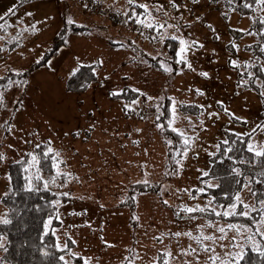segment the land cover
I'll use <instances>...</instances> for the list:
<instances>
[{"label": "rangeland", "instance_id": "rangeland-1", "mask_svg": "<svg viewBox=\"0 0 264 264\" xmlns=\"http://www.w3.org/2000/svg\"><path fill=\"white\" fill-rule=\"evenodd\" d=\"M174 3L178 8L172 6V0H135L134 4L118 0L112 9L126 10L133 26L114 23L103 15L109 26L96 22L94 32L83 31L78 36L72 34L69 24H87L84 19L95 15L85 11L80 0L33 3L37 12L27 19L28 24L24 21L25 26H35L34 35L28 27L25 36L32 35L35 40L34 47L28 45L30 38L24 44L29 47L21 60L26 66L54 48L55 35L64 26L58 35L64 30L62 37L67 44L48 56V67L36 68L28 79L15 77L11 84L0 87L5 105L0 108V125L11 127V131L0 127V220L10 218L3 201L10 186L9 165L33 153L37 144L51 141L54 153H59L57 161L63 162L60 170L72 175L65 182L58 178L53 185L55 175L49 176L40 168L37 172L38 167L32 165L30 169L32 175L49 179L57 193L55 219L59 222L51 217L48 229L55 233L69 262L80 256V264L85 260L88 264H196L198 255L199 264H206L211 253L202 251L189 237L174 234L199 235V223L214 225L203 231L217 236L221 234L216 226H252V221L243 217L232 220L213 214V208L223 211L227 205L202 195L199 189L209 190L213 187L207 184H218L203 173H210L211 157L228 133L246 136L257 148L264 145V129L258 127L264 126V57L251 47L260 42L252 29L255 16L240 12L227 0ZM137 4H146L148 11L128 12ZM41 13L44 17L38 19ZM164 21V29L145 26ZM172 36L192 45L184 54L187 63H178L180 57L173 58L168 52L167 40ZM19 60L14 58L15 65ZM93 63L97 64L96 79L86 90L70 89L69 76L82 65ZM166 97L170 100L171 125L189 138L186 155L175 158L173 164L167 158L165 138L156 121ZM144 181L159 183V189L134 192V197H129L131 185ZM250 188L255 191L251 184ZM234 194L250 205H258L260 199L248 188L240 187ZM196 205L206 211H183ZM252 215L259 219L257 213ZM235 235L228 231L229 239L214 245L216 253L224 257L228 251H240L231 247ZM235 243L244 251L252 248L244 236H236ZM190 246L198 249L197 254H180ZM6 249L7 236L0 229V264H8Z\"/></svg>", "mask_w": 264, "mask_h": 264}, {"label": "trees", "instance_id": "trees-1", "mask_svg": "<svg viewBox=\"0 0 264 264\" xmlns=\"http://www.w3.org/2000/svg\"><path fill=\"white\" fill-rule=\"evenodd\" d=\"M251 2L252 0H227L229 5L240 12L254 14L252 29L259 34L260 42L251 47L262 58L264 57V50H262L264 35H261V33H264V23L260 21H264V10H261L255 4H253L252 8L245 7L246 3ZM138 5H131L128 12L137 14V11H142L143 8ZM77 28L85 29L86 26L81 25ZM63 33H65L64 30L61 35L56 37L53 45L54 51L64 43ZM167 44L170 48L168 52L173 58H176L180 47L179 39L170 38L167 40ZM52 49L38 63L42 64L46 61L48 56L53 54ZM94 67V64H85L78 71H74L75 74L72 73L69 76L68 87L77 90L86 89L89 83L96 79ZM17 76L21 75H16L15 72H12L2 76L4 79H0L2 81L0 87H5L9 84V80L12 81V78ZM131 91L134 92L133 89ZM116 96L125 97L123 93H118ZM161 108L162 110L156 117V121L165 138L167 158L171 159L169 162L173 164V162L175 163V158H180L183 155L185 146L183 145V137L180 135L181 132L173 131L175 128L171 125L170 100L168 97L164 99ZM141 116L144 117V115ZM248 144V138L244 135L238 133L227 134L226 140L221 142L219 149L211 157L212 169L207 175L216 179L218 184L209 190H205L202 195L213 196L217 202L224 205L231 204L234 202V193L240 189L243 180L245 181L244 184L252 181L251 186L258 193L257 199L264 195V183L256 182L264 179L260 175V173L264 172V156H254L252 152L247 150ZM40 145L41 148L35 147L32 153L41 157L40 163L36 167L45 171L49 176L55 175L56 169L52 166L53 161L42 158V152L46 150L48 144L43 142ZM228 149H231V151ZM30 159L31 156L27 153L23 158L9 165L8 179L10 186L3 196V201L9 207L10 218L8 220H10V223H1L0 225V229L7 236L5 259L8 264H65V261H67V264H80L83 261L80 256H76L74 262H69L65 258L64 260L60 259L63 256V252L57 243V237L52 230L45 227L51 217H53V222H59L58 219H55L57 193H55L51 185L48 186L47 190L45 189L44 183L47 180L49 181V179L37 180L36 176L31 174ZM25 169H28V171H25ZM62 172L67 173L65 171ZM237 172L240 174L237 175ZM27 178H31L30 183ZM59 178V181L65 182L67 176ZM159 186V183L136 182L131 185L128 196L133 198L134 192L157 191ZM229 219L240 220L241 218L237 216ZM244 253V258L240 261V264H264V256L253 251L252 248L245 250Z\"/></svg>", "mask_w": 264, "mask_h": 264}, {"label": "snow or ice", "instance_id": "snow-or-ice-1", "mask_svg": "<svg viewBox=\"0 0 264 264\" xmlns=\"http://www.w3.org/2000/svg\"><path fill=\"white\" fill-rule=\"evenodd\" d=\"M128 2L130 4H134L135 0H128ZM253 4L258 5L260 7L261 10H264V0H252L251 3H246L245 7L248 8H252ZM139 7L144 8L145 12L148 11V6L146 4L144 5H138ZM172 6L175 8H178V5H176L174 3V0H172ZM159 11V9H158ZM15 9H9V14H14ZM30 15V14H29ZM4 19V17H0V20ZM138 23H143V21H137ZM261 23H264V21H260ZM68 23H72L71 20L68 21ZM167 24V21H164L163 23H158L157 25H154L153 23L149 22L148 24H146V27L149 28H156V30H160V29H164L165 25ZM7 27V23L5 22L4 24H0V29H5ZM35 26H33L34 28ZM168 27H173L172 25H168ZM211 27V26H209ZM251 34V33H249ZM261 35H264V33H261ZM2 38V37H0ZM171 39H177V37L172 36ZM195 42H193L194 44ZM180 44L182 45V47L180 48L179 52L177 53V55L180 57V60L177 61L178 63L183 62V63H187V60L185 58V53L186 51L190 50V48L192 47L191 44H188L187 41L185 40H180ZM202 47V45H201ZM264 50V49H262ZM234 66H238L235 65V62H233ZM188 67H191V65L189 64ZM166 71L171 72V68H166ZM78 71V69L76 70ZM16 75H20V73H15ZM73 74H75V72H73ZM201 75L203 76H207V73H201ZM252 74L249 73V76H251ZM0 79H4L3 77H0ZM12 81L9 80V84H11ZM113 95H117V93H113ZM261 95H264V92L261 93ZM149 99H151V97H149ZM136 101H133V103H135ZM5 107L4 105V96H3V91H0V108ZM173 111L175 112V107L173 108ZM225 111H227V109H225ZM0 127H7L8 131H11V127L5 125H0ZM261 127L262 129H264V126H258ZM173 131H178L177 129H173ZM253 131H255V129H253ZM180 135L183 137V145L185 146V151L184 154L186 155L187 153V147L189 146V138L185 137L183 133H180ZM48 146L46 148L45 151L42 152V158L43 159H51L53 161V168L56 169V174L55 176H53L51 178V184L55 185L56 184V180L59 177L62 176H71V173H64L60 170L59 168V164L63 163L62 161H57V157L59 156V153H54L53 148L50 146L51 145V141L47 142ZM36 148H41L40 144L36 145ZM229 151H231V149H228ZM247 150L249 152H252L254 154V156L256 157H261L264 156V145H260L259 148H257L256 145L249 143L247 146ZM29 155L31 156V165L33 167L37 166L40 163V159L41 157H38L36 154H32L29 153ZM0 159H3V154L0 153ZM177 163L179 164L180 161H177ZM25 171H28V169H25ZM40 169L37 168V172H39ZM237 175H239L240 173L237 172ZM203 175L207 176L208 173L205 172L203 173ZM261 177H264V172L260 173ZM29 180V183L31 182V178H27ZM37 180H43V177H41L40 175L36 176ZM257 183H264V179L258 180L256 181ZM144 183H147V181H144ZM239 183V182H238ZM252 183V181H249L247 184H242L241 188H248L249 191L252 192L253 196H257L258 193L253 191L250 188V184ZM48 182L44 183V187L47 190L48 189ZM208 188L214 187V185H212L211 183L206 185ZM31 190V189H29ZM200 193H204L205 189H199ZM64 195H68L67 193H64ZM193 199H195L196 197H192ZM57 204H59V201H56ZM165 203H167L165 201ZM183 211H185L188 214H192V213H196V212H205L206 208L200 207L199 205H196L195 207H186L185 209H183ZM212 213L215 214L216 216H222L225 218H231V217H243L244 219L250 220L252 221V226H248V225H244V224H232V223H228L225 226H216V231L218 233H220L221 235L217 236V235H206L204 234L203 229L205 227H213L214 225H212L211 223L207 224V225H202L200 226V234L199 235H193L191 232H186V233H175L174 235H176L177 237L181 236V235H185L187 237H189L190 239L194 240L197 245L200 246V249L202 251H204L205 253H211V255H209L208 257V261L206 262V264H217V262H219V264H240V261L244 258V248L242 245L235 243L236 241V236H244V238L251 242V247L253 251L258 252L261 256H264V198H260L258 199V205H250L248 203H245L239 194H237L234 197V202L224 206V210L223 211H217L215 208L212 209ZM253 213H257L259 216V219L256 218V216L252 215ZM190 218L195 219L194 216H191ZM0 223L3 224H9L10 220H8L7 218H4L2 220H0ZM51 223V220H49L48 224L45 225V227H48V225ZM252 227L255 228V231H252ZM228 231H233L236 233L235 236L231 237V247L233 249L239 248L240 251H228L224 254V257H221L219 254L216 253L215 251V247L214 245L217 244L218 241H224L226 239H229L228 237ZM245 233H250L248 235H244ZM259 236L260 239L256 240L255 237ZM210 242V243H205V242ZM73 243H75L73 241ZM219 246L221 248L225 247V245L223 243H220ZM67 247V244H65V248ZM198 249L196 248H189V250H181V255H195L197 254ZM169 256H171V253H168ZM196 258V264H199V259H198V255L195 256ZM61 260H64V257L61 256L60 257ZM65 264H67V261H65ZM84 264H88V261L85 260ZM164 264H167V261H164ZM186 264H189V262H186Z\"/></svg>", "mask_w": 264, "mask_h": 264}, {"label": "crops", "instance_id": "crops-1", "mask_svg": "<svg viewBox=\"0 0 264 264\" xmlns=\"http://www.w3.org/2000/svg\"><path fill=\"white\" fill-rule=\"evenodd\" d=\"M42 1H44V0H33V1L0 0V17H4V19L0 20V24H4L5 22L7 23V27L5 29H0V37H2V38H0V76L1 77L6 75V74L15 72V73H21L20 74L21 76H17V78L22 77L23 79H25L31 73H33L36 70V68H39V67L44 66V65L48 67V60H49L48 58L42 64L38 63V61L41 60V58H40V60L38 59V60L34 61L32 63V65H30V66H26V64H24V61H23V63L21 62L22 57L25 58V56H27V54L29 53V47L25 48L26 45H24V44L28 38H30L32 35H34V34H32V33H34V28L32 26H29V25L25 26L24 21L27 23V21H28L27 19H29L30 16H33V14H35L37 12V9L35 8L33 3L42 2ZM27 2H29V3H27ZM102 2L106 7L113 8L114 5L116 7L118 0H102ZM30 3H32V4L29 6ZM9 9H15L14 14H9ZM38 11H40V10H38ZM46 13L47 12L45 11L44 14L47 15ZM85 14H87V13H85ZM43 15L41 13L39 15L38 19H40V17H44ZM38 19H36L35 21H39ZM84 21L89 22V23L82 24V23L74 22L73 24H69V25H71L69 27L70 30L73 31L72 34H75L78 36L79 33L83 32V31H84V33H87V34H90L91 31L94 32V28H95L94 24L96 22L101 26H109V24H110L106 19H104V17H102L99 14L92 15L91 17L88 16V18L84 19ZM35 24H36V22H35ZM81 25L86 26V28L85 29H78L77 27L81 26ZM28 27L30 29L29 33L32 32L31 33L32 35L29 37H25L26 32L29 30ZM31 28H32V30H31ZM63 28H65V26L61 27V29H63ZM61 29L59 30V32L61 31ZM119 31H121V30H119ZM58 33H56L54 41H55L56 37L58 36ZM67 35H69V32ZM34 42H35V40L30 38L28 45H32V47H34ZM63 44H67L66 41H64ZM63 44H61V46ZM60 47L53 54H56L59 51ZM19 56H21V58ZM17 57L20 60L15 65L13 60H14V58H17ZM4 64L7 65V68L3 67ZM93 64L97 65L96 63H93ZM86 89H84V90H86ZM111 131H112V129L109 128L108 132H111ZM152 192H156V191H152ZM194 215H196V214H194ZM202 225H205V223H202V224L199 223L197 226L200 228V226H202ZM207 231L209 233V228H207ZM82 260H83V258H82Z\"/></svg>", "mask_w": 264, "mask_h": 264}, {"label": "built area", "instance_id": "built-area-1", "mask_svg": "<svg viewBox=\"0 0 264 264\" xmlns=\"http://www.w3.org/2000/svg\"><path fill=\"white\" fill-rule=\"evenodd\" d=\"M85 11L109 16L114 23H128L133 26L132 19L126 12L106 7L102 0H80Z\"/></svg>", "mask_w": 264, "mask_h": 264}]
</instances>
